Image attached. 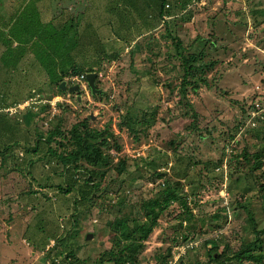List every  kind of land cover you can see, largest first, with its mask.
<instances>
[{
  "label": "rangeland",
  "instance_id": "rangeland-1",
  "mask_svg": "<svg viewBox=\"0 0 264 264\" xmlns=\"http://www.w3.org/2000/svg\"><path fill=\"white\" fill-rule=\"evenodd\" d=\"M119 2L0 0V264H95L120 250L125 264H193L245 244L254 257L231 264H264V0L171 2L151 27L135 8L106 24ZM63 22L75 28L51 40ZM90 22L106 45H88L95 91L82 72L36 60ZM176 42L196 54L184 91ZM74 126L80 139L99 133L78 145ZM164 188L175 198L155 223L127 239L113 230L120 217L150 221L144 202Z\"/></svg>",
  "mask_w": 264,
  "mask_h": 264
},
{
  "label": "trees",
  "instance_id": "trees-1",
  "mask_svg": "<svg viewBox=\"0 0 264 264\" xmlns=\"http://www.w3.org/2000/svg\"><path fill=\"white\" fill-rule=\"evenodd\" d=\"M193 0H120L119 4L118 3H110L106 5V12L108 13L109 17L114 18V21H106V24H113L116 25L118 24V22L123 19L125 17L126 14H128L129 17H132L133 12H135V14L139 17H146L147 19L150 20V22L147 24H144L145 27H151L153 22H155V20H162L163 21V17L164 16H168L170 15V6H171V2L173 4V7H178L181 9H184L187 7L188 4H190ZM122 2V3H121ZM136 10H135V9ZM134 9V11H132ZM143 18V17H142ZM156 18V19H155ZM263 20H264V11H263ZM67 21V20H66ZM69 22V21H67ZM65 23V24H64ZM87 27H83V34L82 31L78 30L77 33V38L68 44H61L59 45V47L56 49V51L50 50L49 48L45 47L42 48V50L44 49H49L44 52L47 51H51L50 54H46V57H44V55H42L40 52L38 51V55H36V60L40 61L42 64L44 63L45 60H49L50 58L53 59V62H55V65H57V63L59 64L58 66L61 67L60 72L65 74L67 72H70L72 74L75 73H81L83 75V79L85 80V74L87 72H94L92 71V67L89 66L90 61H87L86 58H88L89 56V48L88 45L91 42L97 41L95 44L97 45L98 48V44L100 45V47L95 50L96 53L100 54V52H102L104 50V48L106 47V45H103L105 43H101L102 40L98 37V31L96 30V28L93 26V24L90 22L88 24H86ZM90 26L93 28L92 31L89 30ZM71 28H75L73 24H68L66 25V22L63 23H59L58 26L55 28L54 32L51 35V40H53L54 38H57L58 40H62L64 39ZM109 30H111V32L114 30L113 27L108 26ZM82 29V28H81ZM113 33V32H112ZM84 36V38H83ZM40 38V36H39ZM61 42V41H60ZM176 46H177V51L179 52L181 58H182V66L184 69V75H183V79L181 81V89L184 91V85L186 82L189 81V79H187L186 75L191 76V79H194L193 77L196 76V72L195 71H191L195 68V57L196 54H191L190 56L186 55L184 53L183 48L180 46V43L176 42ZM104 47V48H103ZM27 49V48H26ZM32 51H35L34 49H31ZM24 51V48L22 49V52ZM37 52V51H36ZM19 59V58H18ZM12 61V60H11ZM18 61V60H17ZM16 61V62H17ZM86 61V62H83ZM86 63H88L86 65ZM3 65L5 66V68L7 67V63L4 62ZM9 65V64H8ZM83 65H86L87 68L84 70ZM5 72H7L6 69H4ZM95 74H97L95 72ZM86 81V80H85ZM79 85V84H78ZM196 87V85L194 86V88ZM2 93V92H0ZM0 101L3 103L5 101L4 97L1 96ZM0 103V104H2ZM5 114L0 113V117L3 120ZM144 121L146 122V120H138V122ZM132 122V120H131ZM7 122L5 121V123H0V127H2L4 124H6ZM133 123V122H132ZM134 124V123H133ZM74 126L73 132L76 133L77 139L75 140V143L78 145H86V139L88 137H92L94 138L96 136V131L93 132H87L86 133V138L85 139H80L79 136L84 137V133H79L77 132V127ZM3 128V127H2ZM5 132L8 133H12V138L7 139V141L5 143H7L5 146L7 149H12L14 145H18V140L15 138V134L13 132H10V129H4ZM2 130V131H4ZM74 140V139H73ZM11 145V146H9ZM80 152H84L82 148L75 147L73 152H71V154L68 157H74L76 156L77 153ZM70 167L74 168L75 165H69ZM72 174H74L73 172H71ZM84 173H87V171H84ZM159 173H156V175ZM160 176V175H158ZM88 178V179H87ZM84 182L85 187L88 186V181L91 180L90 176H88ZM71 180V179H70ZM72 183V181H70ZM92 187L95 186L94 183L91 184ZM97 186V183H96ZM61 187V186H60ZM62 190V188H60ZM70 191L69 187H66L62 190L63 193H68ZM85 191V192H84ZM82 193H81V197L79 199L85 198L87 199L88 196L91 194V192H89V189H85ZM163 192L166 194V196L162 199V202H158L157 200H155L153 203H148V202H144V207L146 209V213L149 214L150 216V221L148 222H142L140 224H137V220L135 221V227L133 229H130L129 226L131 224V221H127L125 218L120 217L119 219L122 221H118L119 219H116L112 222L111 226L113 228V230L115 232H120V235L123 233L124 239H127L129 237H133L135 232H137V227L140 228V231H143L145 228H148L147 226H151V224L155 223V221L158 218L159 212L162 211L165 207V205L173 200L175 198L174 195L171 194V189L170 188H164ZM264 232V228L262 230ZM147 233V229L144 231V234ZM119 235V234H118ZM135 238V237H134ZM211 241H214L211 240ZM45 243V242H44ZM43 243V244H44ZM42 244V245H43ZM129 244V243H128ZM126 245V247L128 248H133L130 245ZM248 246L245 244L243 246H241L240 248H238L237 250H235L234 252H230V253H226V252H221V253H217V250H213L212 248L209 249L208 254H209V258L210 260L213 262L212 264H231L232 263V259H237L238 261L240 259H242L243 257H254L253 254H251L249 252V248H247ZM217 248V246H216ZM72 253V251H69ZM110 254V255H108ZM74 255V254H72ZM108 255V256H106ZM123 255V251H112V252H103L100 254V256H98L94 261L95 264H103V258L106 256L105 260L108 261V264H125L124 258L127 255ZM210 260L208 262H198L195 261L193 264H211ZM80 262L82 263L83 260Z\"/></svg>",
  "mask_w": 264,
  "mask_h": 264
},
{
  "label": "water",
  "instance_id": "water-1",
  "mask_svg": "<svg viewBox=\"0 0 264 264\" xmlns=\"http://www.w3.org/2000/svg\"><path fill=\"white\" fill-rule=\"evenodd\" d=\"M95 78H96L95 72H87L85 74V80H86L87 84L89 85V87L91 88L92 91H95V85H94ZM59 86L61 88H63V89L66 88V85H65V82L64 81H61L60 84H59ZM78 88H79V85L78 84H75L74 86L68 87V90L71 91L73 89H78ZM89 235L90 234H88V236Z\"/></svg>",
  "mask_w": 264,
  "mask_h": 264
},
{
  "label": "crops",
  "instance_id": "crops-1",
  "mask_svg": "<svg viewBox=\"0 0 264 264\" xmlns=\"http://www.w3.org/2000/svg\"><path fill=\"white\" fill-rule=\"evenodd\" d=\"M1 14H2L3 16H4V14L6 15V13H5V11H4V10H2V13H1ZM9 15H10V16H9ZM11 16H12V13H11V12H10V14H9V13H7V17H9V18H10ZM6 22H8V21H6ZM6 22H5V23H6Z\"/></svg>",
  "mask_w": 264,
  "mask_h": 264
},
{
  "label": "built area",
  "instance_id": "built-area-1",
  "mask_svg": "<svg viewBox=\"0 0 264 264\" xmlns=\"http://www.w3.org/2000/svg\"><path fill=\"white\" fill-rule=\"evenodd\" d=\"M81 78H83V77H81Z\"/></svg>",
  "mask_w": 264,
  "mask_h": 264
}]
</instances>
